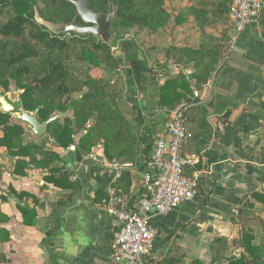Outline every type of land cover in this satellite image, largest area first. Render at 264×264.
I'll list each match as a JSON object with an SVG mask.
<instances>
[{"label": "crops", "instance_id": "1", "mask_svg": "<svg viewBox=\"0 0 264 264\" xmlns=\"http://www.w3.org/2000/svg\"><path fill=\"white\" fill-rule=\"evenodd\" d=\"M211 2L165 0V8L177 15L188 6ZM209 18L202 30L192 17L177 26L171 22L155 34L127 30L114 43V54L122 65L112 72L96 70L95 76L117 90L120 109L131 126L152 141L163 133L167 114L182 105L158 107L160 87L166 79L182 71L187 75L190 69L168 62L155 79L145 69L163 65L164 50L170 46L221 44L224 50L234 40V49L220 60L212 79L193 91L187 102L193 138L185 153L199 157L203 168L195 196L172 213L153 219L158 234L152 255L157 264L205 263L212 240L236 232L230 214L240 212L246 199L255 203L252 192L264 194V92L258 94L264 88V1L258 23L248 25L238 36L226 16L219 21L211 14ZM45 136L30 130L23 142L38 145ZM48 152L61 159L50 165L59 173L30 167L23 176H16V159L0 149V219H7L0 223V264H114L110 244L117 221L107 212L111 184L101 160L86 155L77 163L68 157L69 150L45 142L43 153ZM141 169L130 170L131 198L140 194ZM60 177L66 180L58 181L61 186L50 180ZM11 190L26 195L19 197Z\"/></svg>", "mask_w": 264, "mask_h": 264}, {"label": "trees", "instance_id": "2", "mask_svg": "<svg viewBox=\"0 0 264 264\" xmlns=\"http://www.w3.org/2000/svg\"><path fill=\"white\" fill-rule=\"evenodd\" d=\"M211 1L203 7L188 6L177 15L165 8V0H89V3L95 14H107L110 5L116 8L110 29L113 35L127 30H135L136 34L141 31L155 34L170 22L181 25L189 17L202 30L207 26L210 14L213 20L223 19L233 0ZM206 6L214 9L209 11ZM33 9L42 21L52 25L69 24L73 20L81 23L74 5L66 0H0V98L9 91L10 82H13L21 92L18 103L27 113L37 110L39 122L66 111L69 116L51 122L41 144H24L23 138L30 128L14 119L11 112L0 110V149L4 148L10 157L16 159L13 174L23 176L25 169L30 167L46 169L51 174L59 173L50 165L61 159L53 152L43 153L45 142L63 150L74 145L80 157L101 145L106 161L129 165L128 169H122L116 183V189L128 195L130 170H144L152 141L142 130L131 126L123 115L116 89H111L103 78L92 77L70 65L85 63L92 68L112 72L122 65L121 58L111 52L108 42L91 34H52L35 21ZM224 53L225 48L223 50L221 44H201L197 48L170 46L165 49L164 64L145 69L150 78L155 79V73L162 71L168 62L183 70L190 69V72L185 75L182 71L165 80L159 89L158 107L178 104L188 107L193 91H198L212 79ZM263 92L264 88L258 94ZM12 106L16 110L17 105ZM187 113L188 109L186 116ZM140 156H143V162H140ZM202 168L200 163L195 169ZM50 180L55 186H61L58 181L66 182L63 177ZM199 181L200 178L197 179L196 190ZM11 192L19 197L26 195ZM250 197L255 203L264 205V194L252 192ZM100 198L104 199L105 195ZM128 198L131 202L135 199ZM255 203L246 199L240 206V212L230 214V223L239 227L236 241V248L241 251L239 256H227L228 237L217 236L210 245L209 264H264V218L242 213L245 209L255 208ZM6 221L5 217L0 219V223ZM157 263L156 259L146 262ZM190 264L204 263L191 260Z\"/></svg>", "mask_w": 264, "mask_h": 264}, {"label": "built area", "instance_id": "3", "mask_svg": "<svg viewBox=\"0 0 264 264\" xmlns=\"http://www.w3.org/2000/svg\"><path fill=\"white\" fill-rule=\"evenodd\" d=\"M263 1H232L226 18L235 36L248 25L258 23ZM233 49L234 40H230L223 57L226 58ZM187 109L182 104L167 114L163 133L152 140L149 160L141 173L140 194L132 202L128 196L119 194L114 186L122 169L129 165L102 159L101 145H96L87 154L91 160H101L109 175L111 185L107 189L106 207L117 221L110 244V260L114 264H146L148 259L154 260L152 245L158 230L153 219L172 213L196 194L200 171L195 168L200 164V158L184 152L192 139ZM68 150L76 151L74 145Z\"/></svg>", "mask_w": 264, "mask_h": 264}, {"label": "water", "instance_id": "4", "mask_svg": "<svg viewBox=\"0 0 264 264\" xmlns=\"http://www.w3.org/2000/svg\"><path fill=\"white\" fill-rule=\"evenodd\" d=\"M66 1L74 5L77 16L81 20V23L76 20H73L69 24L52 25L50 23L42 21L39 15L37 14L36 10L33 9L35 21L41 26H44L48 31H50L54 35H59L62 33H73L81 36L91 34L99 38L100 41L109 42V40L112 38V34L110 32L111 23L113 22L116 16L115 7L110 5V9L107 14H95L91 10L89 0ZM17 103H15L17 105L16 110L14 109L12 104L9 105L5 102H1L0 106L2 107V110L4 112H13V115L14 117H16V119L27 124L31 132L39 137L46 135L47 127L51 122L69 116V112L66 111L64 113H57L44 122H39L37 117V110L32 113H27L21 106V104ZM68 157L70 158V160H75V162L77 163L80 161V156L78 152H74V154L69 152Z\"/></svg>", "mask_w": 264, "mask_h": 264}, {"label": "rangeland", "instance_id": "5", "mask_svg": "<svg viewBox=\"0 0 264 264\" xmlns=\"http://www.w3.org/2000/svg\"><path fill=\"white\" fill-rule=\"evenodd\" d=\"M171 23V22H170ZM169 23V24H170ZM174 24V22H172ZM175 25V24H174ZM135 31V30H134ZM124 32L126 31H119V34H113L112 35V38L109 40L108 44L110 45L111 47V52L114 54V43L115 41L122 37L124 35ZM136 32V31H135ZM227 45H228V42H227ZM227 45L225 46V49L227 50ZM115 55V54H114ZM224 58V57H223ZM223 60V59H222ZM72 67H75V69L77 71H80V72H87L89 73L90 76L92 77H97L95 76L96 75V70H99L97 68H92L90 67L89 65L87 64H70ZM111 88V87H110ZM112 89V88H111ZM117 91V90H116ZM1 92V91H0ZM21 94L20 91H18L14 85L13 82H10V86H9V91L3 96L0 98V101L2 99V102H5L6 104H13V103H17L18 100H19V95ZM1 103V102H0ZM2 107L0 106V109ZM12 115H13V112H11ZM14 117V115H13ZM249 212H247L245 216H260L262 218H264V205H260V204H257L255 206V208L253 209H249L248 210ZM237 228L235 229L236 232L234 233V235H230L228 237V251L226 252V255L227 256H239V254L241 253V251L239 249L236 248V241L237 239L239 238V227L236 226ZM206 264H209L211 262V254L209 253L208 256L206 257V260H205ZM204 263V264H205Z\"/></svg>", "mask_w": 264, "mask_h": 264}]
</instances>
